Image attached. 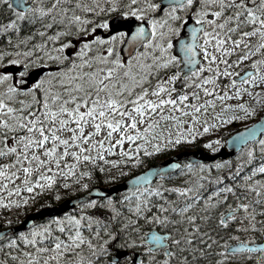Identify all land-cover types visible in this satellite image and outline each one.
Instances as JSON below:
<instances>
[{"label":"snow or ice","instance_id":"snow-or-ice-1","mask_svg":"<svg viewBox=\"0 0 264 264\" xmlns=\"http://www.w3.org/2000/svg\"><path fill=\"white\" fill-rule=\"evenodd\" d=\"M0 10L10 15L0 22V212L37 189L80 193L70 211L26 228L3 219L0 264H264V114L230 137L235 157L146 168L119 199L94 184L104 164L138 167L264 109V0H0ZM23 23L32 34L19 38ZM124 40L136 49L127 62ZM95 45L107 47L92 55ZM161 120L171 123L158 132ZM224 143L203 139L212 153Z\"/></svg>","mask_w":264,"mask_h":264},{"label":"trees","instance_id":"trees-1","mask_svg":"<svg viewBox=\"0 0 264 264\" xmlns=\"http://www.w3.org/2000/svg\"><path fill=\"white\" fill-rule=\"evenodd\" d=\"M8 15L9 14L7 12H3L2 10H0V22H3L4 19L8 18ZM32 27H33L32 25H29L27 23H23L21 26V31L19 33V38H23L25 35H31L32 34ZM55 27H58V26L54 25V28ZM12 36L14 37V39L17 38V34L15 32H12ZM43 39H44L43 37L36 35L29 42L27 47H32L33 44H35L37 42H41ZM61 42H63V41L61 40ZM5 43H6V38H4L3 34H0V45H3ZM48 43H49V46H51L52 42L49 41ZM21 47H24V45H21ZM160 75L161 76L164 75V72L161 71ZM158 78H159V76L154 77L153 82L155 79H158ZM182 83H183L182 81H178L175 84V86L177 88H179ZM254 119L255 118H250L248 121H233V122H231V124H229V126H224L223 128H220L218 130L216 136H218L220 139L225 141L226 136L230 132L238 129L239 127L247 125L248 123L252 122ZM203 139H207V137L204 135ZM203 139L198 138L194 142H182L179 145H177L174 149L165 150L160 154H156L155 156L143 158L142 163L138 167L124 166V165L109 166L107 164H104L103 165L104 172H100L99 168L96 169V176H95L94 184L107 185V184L114 183L116 181L123 179L126 176H129L135 172L142 170L144 167L150 165L151 163H155V162L173 154L176 151L203 147ZM112 155L115 156L113 159L118 158V153H116V155H114V154H112ZM69 159H71V157H69ZM117 172H122L125 174L121 175L120 177L113 179V180L106 179L107 176H115ZM166 182L167 183H175L178 181L175 177H171ZM74 187L78 188L79 186L75 185ZM57 192H59V198H57ZM121 193L122 192L116 194L114 196V198L119 199V196L121 195ZM76 194H79V192L78 191L74 192L72 189H64L60 185H57L56 188H54L50 191L49 190L40 191L39 189H37L36 192L33 194L24 193V195L31 196L29 202L22 207H15L11 210L4 209L2 211L3 219H9V220L13 221L14 223L19 222L23 218V216L30 210L38 209V208H40L42 206H46V205L56 204L58 201L62 200L63 198L70 197V196H73ZM40 221H42V220H39L36 222H40ZM117 227H118V225H117ZM151 227H152V225H150V224H148V225L142 224L143 229H150ZM157 228H159V226H157ZM242 264H244V261L242 262ZM245 264H247V262H245Z\"/></svg>","mask_w":264,"mask_h":264},{"label":"water","instance_id":"water-1","mask_svg":"<svg viewBox=\"0 0 264 264\" xmlns=\"http://www.w3.org/2000/svg\"><path fill=\"white\" fill-rule=\"evenodd\" d=\"M134 25H135V18H131L130 20H128L127 24L125 25V29L128 28L129 26L134 27ZM102 31H103L102 29L99 30V32H102ZM125 44H127L126 40L121 42V44L119 46V51L121 53V56L128 57L129 55H132V52L136 51V49L133 48L132 51L130 52V51H128L127 48L124 47ZM259 118H257L255 121H257ZM255 121H253V122H255ZM253 122L247 126H251L253 124ZM243 128H240V129L234 131L233 133H231L226 138L225 145L220 147L218 149L217 153L208 152L207 150H205L201 147L196 148V149H191V150H181V151L175 152L174 154H172L168 157H165L164 159H162L160 161H157L155 163H151L150 165L146 166L141 171H144L146 168H155L157 166H163L165 163L171 162L173 159H175L177 161H186L189 159H202L205 162H207L209 159H227L229 157H232L236 153V148H235V145L232 144L230 137H232L234 133L242 131ZM141 171L134 173L130 176H127L124 179H122L116 183L107 185V186L101 185V184H96V185L99 186L101 193L111 195V196H115L117 193L124 191L128 187V181H130L131 177L137 175ZM79 195L80 194L70 196V197L64 198L63 200H61L57 204L43 206L36 211H31L19 223L18 230L27 227V224L25 223L26 218L32 219L35 221L37 219L49 217L51 215L62 214L64 211H69L70 209L73 208L74 203L77 200ZM89 195H92V194L89 193Z\"/></svg>","mask_w":264,"mask_h":264},{"label":"rangeland","instance_id":"rangeland-1","mask_svg":"<svg viewBox=\"0 0 264 264\" xmlns=\"http://www.w3.org/2000/svg\"><path fill=\"white\" fill-rule=\"evenodd\" d=\"M8 18H9V15H8ZM121 43V41H117V46H119V44ZM107 47V45H104L103 47H101V45H98V47H95L94 46V49H93V52L92 53H90V54H92V55H94L95 54V52L96 51H99V50H102V49H105ZM143 48V47H142ZM142 48H141V50H142ZM121 58L122 59H124L125 60V62H127V58H124V57H122L121 56ZM188 91H189V89H188ZM231 102H236V101H231ZM217 109L219 108V104H217ZM260 109H258V111H259ZM211 112H212V109H209V111H208V116H210L211 115ZM254 117V116H253ZM203 118H206V117H202V119ZM249 118H252V117H249ZM249 118L248 119H242V120H239V121H248L249 120ZM185 119H187V117H185ZM171 122L170 121H167V120H161L160 121V125H159V128L157 129V131L159 132L160 130H162V129H164V128H167L168 127V125L170 124ZM231 123V122H230ZM229 123V124H230ZM223 126H225V125H222L220 128H222ZM185 127H186V125H185ZM218 129L219 128H217V129H214V131L211 133V134H205V136L207 137V138H209V136L210 135H215L216 136V134H217V132H218ZM169 131L170 132H172L173 134L175 133V129H169ZM164 135L165 136H167L168 135V132H165L164 133ZM124 147L126 148L127 147V144H125L124 145ZM204 148V147H203ZM206 149V148H205ZM206 150H208V151H210L209 149H206ZM116 153H119V149L117 148V152ZM116 153L114 154V155H116ZM115 156H113V155H109L108 157H107V159H113ZM122 170V169H121ZM245 264V263H244Z\"/></svg>","mask_w":264,"mask_h":264},{"label":"flooded vegetation","instance_id":"flooded-vegetation-1","mask_svg":"<svg viewBox=\"0 0 264 264\" xmlns=\"http://www.w3.org/2000/svg\"><path fill=\"white\" fill-rule=\"evenodd\" d=\"M9 18H10V15H9ZM103 30V29H102ZM127 30V28H126ZM104 30L102 32H100L101 34H103ZM104 45H101V47H103ZM95 47H98V45H95ZM174 70V69H173ZM223 82H227L226 80L223 81ZM190 90L192 91V89L190 88ZM261 111L264 112V109L262 110H259L257 111V114H259ZM2 220H3V215H2V212H0V223H2ZM257 236H259V234L257 233ZM243 261L240 262V264H242ZM245 262V261H244ZM247 264H253V261L252 260H246Z\"/></svg>","mask_w":264,"mask_h":264},{"label":"bare ground","instance_id":"bare-ground-1","mask_svg":"<svg viewBox=\"0 0 264 264\" xmlns=\"http://www.w3.org/2000/svg\"><path fill=\"white\" fill-rule=\"evenodd\" d=\"M245 262H246V261H245ZM245 262H244V263H245Z\"/></svg>","mask_w":264,"mask_h":264}]
</instances>
